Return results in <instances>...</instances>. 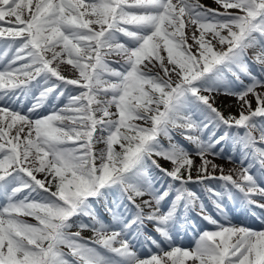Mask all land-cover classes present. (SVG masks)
Segmentation results:
<instances>
[{"label":"snow or ice","instance_id":"1","mask_svg":"<svg viewBox=\"0 0 264 264\" xmlns=\"http://www.w3.org/2000/svg\"><path fill=\"white\" fill-rule=\"evenodd\" d=\"M213 3L0 0V264H264V228L226 211L264 210V0ZM177 229L198 232L191 250Z\"/></svg>","mask_w":264,"mask_h":264},{"label":"rangeland","instance_id":"2","mask_svg":"<svg viewBox=\"0 0 264 264\" xmlns=\"http://www.w3.org/2000/svg\"><path fill=\"white\" fill-rule=\"evenodd\" d=\"M86 2H88V0H86ZM201 3L206 4L208 6H211V7H218V5L213 3V0H201ZM6 19H8V20L11 19L10 22L14 20V18H6ZM9 26H10L9 23L0 22V27L6 28ZM189 43H191V40H189ZM4 52H5V45L3 43V40L0 39V55H3ZM13 52H14V49H13ZM252 56H253V54H252ZM7 58L10 59L11 54H9V56ZM249 62L251 64L252 61H249ZM0 63H2V62H0ZM112 66L117 67V65H115V64H113ZM65 67L67 69L65 72H62V73L70 74V75L74 76V70L71 68V66L67 65L65 63ZM252 70L254 72L256 71L255 65H252ZM75 75H78V73H76ZM245 82L247 83L248 81L245 80ZM72 94H75V92H72ZM35 95H38V92H36ZM28 99H32L33 101L31 103H34L33 96L30 95L27 98H22V104L21 103L13 104L12 108L20 109ZM66 99H67L66 96L63 97L58 102V106L62 107L63 104L66 102ZM216 101H217V107H219L225 113V115H227L229 113H232L233 115H238L237 101H236L235 97L219 95L216 97ZM252 106H253V108L255 107V100L254 99H252ZM51 107H52V104L46 102V105L43 107V109L40 110V114L41 115L48 114V111L51 110ZM33 135H34V133H33ZM22 136H23V134H22ZM176 139L181 140V138L179 136H177ZM161 140L163 143H167V141L163 137H161ZM181 142L185 143V145L187 147H189V148L191 147L190 145H187L186 141L181 140ZM103 147H104V145L102 143L95 145L96 149H100ZM116 148H117V150H119L118 145L116 146ZM229 155H233L230 142H229V144H227L225 146V152L223 153V155L221 157H218L215 160V162L217 164H219L223 167L224 172H228V173H229L230 169H237L238 170V168H239V155H240L239 149L237 148L235 154L233 155V162H229V160H228ZM165 166L170 167V164H165ZM38 178H43L42 174H38ZM2 202H3V200H2V198H0V203H2ZM205 203L207 204L209 211L212 212L213 216L215 218H219L218 215L215 213L212 204L209 201H205ZM94 206L102 214L103 218L107 219V214L104 212V208L102 206V203L96 204ZM250 209H251V211L245 210L241 206L239 201H237L235 204H233L231 201H229L226 204L227 218L234 225H243L246 227H250L254 230H261V228H264V223H262L261 219H259L258 217L264 216V210H261V209L257 208L256 206H252ZM253 213H255V215H253ZM190 218L195 220L197 228L199 229V231H203L204 229L213 230V226L210 225L207 221L202 220L200 217L194 218L192 215H190ZM75 230L76 229H73V231H75ZM148 231H149V234L155 235V233L152 232L151 225L148 226ZM81 236L84 237L85 239H88V238L92 237V232L90 230H83L81 232ZM175 238H176V242L179 246L184 247V248H188L191 250L195 246V241L198 238V232L196 230H193V229H189L187 231H181V230L177 229V234H176ZM136 247H137V250L140 252L142 257L150 255L147 248H143L139 244H137ZM152 251H156L155 248H153ZM69 258L71 259V257H69ZM188 264H191V262H188Z\"/></svg>","mask_w":264,"mask_h":264},{"label":"bare ground","instance_id":"3","mask_svg":"<svg viewBox=\"0 0 264 264\" xmlns=\"http://www.w3.org/2000/svg\"><path fill=\"white\" fill-rule=\"evenodd\" d=\"M33 100L32 99H28L25 103H24V105H23V111H27V108L28 107H31V105H32V102ZM38 111H40V110H38ZM49 112V111H48Z\"/></svg>","mask_w":264,"mask_h":264},{"label":"trees","instance_id":"4","mask_svg":"<svg viewBox=\"0 0 264 264\" xmlns=\"http://www.w3.org/2000/svg\"><path fill=\"white\" fill-rule=\"evenodd\" d=\"M61 69H64V67H61Z\"/></svg>","mask_w":264,"mask_h":264}]
</instances>
